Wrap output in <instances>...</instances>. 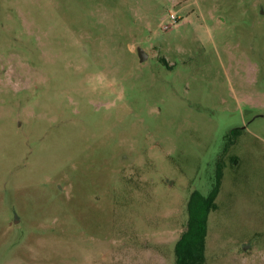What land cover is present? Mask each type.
Masks as SVG:
<instances>
[{
  "label": "rangeland",
  "instance_id": "obj_1",
  "mask_svg": "<svg viewBox=\"0 0 264 264\" xmlns=\"http://www.w3.org/2000/svg\"><path fill=\"white\" fill-rule=\"evenodd\" d=\"M219 163L207 264H264V0H0V264H174Z\"/></svg>",
  "mask_w": 264,
  "mask_h": 264
},
{
  "label": "trees",
  "instance_id": "obj_2",
  "mask_svg": "<svg viewBox=\"0 0 264 264\" xmlns=\"http://www.w3.org/2000/svg\"><path fill=\"white\" fill-rule=\"evenodd\" d=\"M222 178L223 168L219 163L215 183L209 194L204 196L198 191L191 193L187 204L188 219L185 229L174 247V264H207L206 239L209 216L218 208L216 200L220 193Z\"/></svg>",
  "mask_w": 264,
  "mask_h": 264
},
{
  "label": "water",
  "instance_id": "obj_3",
  "mask_svg": "<svg viewBox=\"0 0 264 264\" xmlns=\"http://www.w3.org/2000/svg\"><path fill=\"white\" fill-rule=\"evenodd\" d=\"M139 55H140V57H141L142 60H145V58H146V54H145L144 51L139 50Z\"/></svg>",
  "mask_w": 264,
  "mask_h": 264
},
{
  "label": "built area",
  "instance_id": "obj_4",
  "mask_svg": "<svg viewBox=\"0 0 264 264\" xmlns=\"http://www.w3.org/2000/svg\"><path fill=\"white\" fill-rule=\"evenodd\" d=\"M173 18H175L174 16H172Z\"/></svg>",
  "mask_w": 264,
  "mask_h": 264
}]
</instances>
